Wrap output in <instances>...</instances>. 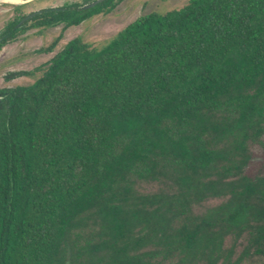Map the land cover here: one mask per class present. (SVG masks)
Masks as SVG:
<instances>
[{
  "label": "trees",
  "instance_id": "16d2710c",
  "mask_svg": "<svg viewBox=\"0 0 264 264\" xmlns=\"http://www.w3.org/2000/svg\"><path fill=\"white\" fill-rule=\"evenodd\" d=\"M38 69L0 87V264L229 260L242 233L229 264L264 257V172H243L264 134V0H187L100 51L72 38Z\"/></svg>",
  "mask_w": 264,
  "mask_h": 264
},
{
  "label": "rangeland",
  "instance_id": "374dc122",
  "mask_svg": "<svg viewBox=\"0 0 264 264\" xmlns=\"http://www.w3.org/2000/svg\"><path fill=\"white\" fill-rule=\"evenodd\" d=\"M56 0H36L29 4V6L22 5V9L10 7L6 3L0 2V34L5 32V24L8 21L18 19L19 16L33 8L46 7L50 3L67 4L70 0H62L60 2H54ZM79 1L81 6H86L95 0H76ZM117 2L115 7L109 12H97L94 7L84 9L87 11L88 17L85 18L79 26L69 28L68 31H64V37L62 41H59L53 50L39 53L35 52L40 48H47L51 44L50 39L55 36V32L59 31L60 24L53 28L47 29L48 35L54 34L46 39V33L43 32L38 37L36 33L32 32L34 29H30V24H33V20L23 29L13 36V39H6L5 42L0 43V87L1 86H27L32 85L41 75V70H34L27 74H21L16 77L7 79L3 77L5 72H16L20 70H29L34 66L44 63L47 59L51 58L53 54L67 44V41L80 36L82 40L90 45L94 51H100L105 48L125 25L136 19L137 17L149 12L163 13L166 10L177 8L183 5L187 0H112ZM101 3V2H100ZM99 4V3H98ZM103 5V4H102ZM26 11V12H25ZM9 23V22H8ZM10 24V23H9ZM12 28L9 27V30ZM65 30V29H63ZM31 32V33H30ZM5 34L2 36L4 37ZM1 37V38H2ZM0 38V40H1ZM5 38V37H4ZM46 39V40H43ZM262 144H254L250 147V157L243 168V172L246 176L255 179V177L264 172V134L262 136ZM224 197L207 198L203 201L204 206H211L218 202V200ZM196 212L203 213L204 210L198 205L195 206ZM224 247H228L231 244V238L228 236L223 237ZM236 242L234 253L229 260L224 256H217L215 251L204 247V254L197 253L196 257L192 258L189 264H206L207 258H213V264H229L231 260L237 256V254L246 244V233H242ZM212 251V252H211ZM264 257L261 256H248L239 261L238 264H263ZM166 264H172L167 262Z\"/></svg>",
  "mask_w": 264,
  "mask_h": 264
},
{
  "label": "flooded vegetation",
  "instance_id": "af4514ba",
  "mask_svg": "<svg viewBox=\"0 0 264 264\" xmlns=\"http://www.w3.org/2000/svg\"><path fill=\"white\" fill-rule=\"evenodd\" d=\"M36 0H0V2H2V3H6V5H8L9 7H10V9L9 10H12L13 8H19L20 10L22 9V5H24V6H29V4H31V3H33V2H35ZM60 1H62V0H56V1H53L52 3H54V2H60ZM68 1V0H67ZM118 2V1H117ZM117 4V3H116ZM115 7V6H114ZM69 10L71 13H77V14H79V12L80 11H82V10H84L83 9V6H81V4L79 3V1H76V0H70V2L69 3H67V4H56V5H52L51 3L49 4V5H47L46 7H44V6H42L41 8H38V9H36V8H31V9H29V11H25L26 13H24V14H22L21 16H19V18L18 19H14V20H11V21H8L10 24H11V22L12 21H15V20H17L16 21V23L15 24H13V26H12V29L11 30H9V26H8V22L5 24V32H3L2 34H0V38L5 34V38H3L1 41H0V43H2L3 41H5L6 39H13V36H15V34L17 33V32H19L20 31V29H23L24 27H26L27 26V22H31L32 20H33V24H30V26H29V28L30 29H34L32 32H35L36 33V37H38L40 34H42L43 32H48L47 31V29H49V28H53V27H55V26H58L59 24H60V28H59V31L58 32H55V36H54V34H50V35H48L47 33V35H46V39H47V37L48 36H54L53 38H51L50 40L51 41H49V43L51 44L50 46L52 47V49H49V47H47V48H40L39 50H36L35 52L37 53V52H39V53H44V52H48V51H51V50H53V48L57 45V43L59 42V41H62L63 40V37H64V31H68V29L69 28H73V27H76V26H79V24L85 19H82L80 22H78V23H75V24H72V25H70V26H68V27H64V25H65V23H64V21L62 20V18H59V19H55V20H52V21H50V22H48V23H38V24H36V20H34L33 18L36 16V15H38V14H40V13H42V12H47V11H49V10H53V11H65V10ZM34 11H42V12H40V13H38V14H36V15H34L33 17H31L30 19H28V20H26L24 23H22V24H20V25H18V23H19V21L25 16V15H27V14H29V13H31V12H34ZM45 19H52V17L51 16H49V17H46ZM36 21V22H35ZM39 21V20H38ZM43 21V20H42ZM63 29H65V30H63ZM31 33V32H30ZM8 37H10V38H8ZM76 37H80V36H76ZM75 38V37H74ZM81 38V37H80ZM46 39H43V40H46ZM82 39V38H81ZM71 40V39H70ZM69 41V40H68ZM67 41V42H68ZM64 47V46H63ZM62 47V48H63ZM50 59V58H49ZM48 60V59H47ZM46 60V61H47ZM35 67V66H34ZM30 70H33V68L32 69H29L28 71H30ZM20 71H24V70H20ZM26 71V70H25ZM34 71V70H33ZM17 72V71H16ZM9 73H13V71H10V72H5V74L3 75V77H5L6 78V75L7 74H9ZM16 77V76H15ZM13 78V77H12ZM8 79V78H7ZM10 79V78H9ZM1 87H3V86H1Z\"/></svg>",
  "mask_w": 264,
  "mask_h": 264
},
{
  "label": "water",
  "instance_id": "95a60500",
  "mask_svg": "<svg viewBox=\"0 0 264 264\" xmlns=\"http://www.w3.org/2000/svg\"><path fill=\"white\" fill-rule=\"evenodd\" d=\"M102 1H104V0H95V1H93V2H91V3H89L88 5L83 6V9H87V8L93 7V6H95L96 4H98V3L102 2ZM40 12H42V11H34V12H31V13L25 15V16L19 21L18 25L24 23L26 20L30 19L31 17H33L34 15H36V14H38V13H40ZM4 37H5V36H4ZM4 37H2L1 40H2ZM1 40H0V41H1Z\"/></svg>",
  "mask_w": 264,
  "mask_h": 264
}]
</instances>
